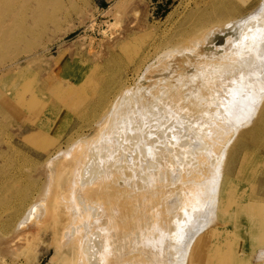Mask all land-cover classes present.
<instances>
[{"label": "rangeland", "instance_id": "obj_1", "mask_svg": "<svg viewBox=\"0 0 264 264\" xmlns=\"http://www.w3.org/2000/svg\"><path fill=\"white\" fill-rule=\"evenodd\" d=\"M226 1L0 0V45L4 46L0 64H5L0 65V264H55L52 231L46 230L43 224L50 214L42 215L39 220L33 216L37 215L38 207L28 216L25 213L39 201L43 188L53 186L62 174L66 156L63 151L76 141L92 136L102 109L122 95V91H138L125 107L118 108L124 115L131 112L143 126L152 116L158 118L155 122L163 119L168 122L167 131L171 133L174 128V134L177 129L170 123L177 118L175 113H163V107H151L153 115L150 105L145 106V100L151 94L154 97V91L158 94L166 90V83L168 87L172 85L164 83L172 73L163 72L158 68L160 62L152 61L172 43L183 38L193 40L204 35L200 33H207L213 26L192 25L203 17L210 23L214 21ZM231 2L238 6V14L232 20L236 22L251 14L261 0ZM182 27L195 35L173 36ZM228 36L215 40L214 47L213 44L205 47L206 54L211 57L224 54L223 50L216 49L224 46ZM147 52L149 59L144 61ZM150 66L154 69L148 72ZM201 89L209 101L200 102L207 97L194 89H190V96L198 94L204 107L218 112L226 106L225 95L213 100L212 91ZM198 95L194 98L198 99ZM197 99L187 101L195 105ZM140 107H143L141 111L137 109ZM193 111L184 112L185 126L182 127L201 126L205 130L214 127L210 114L206 113L202 121L200 114ZM186 116L191 120L185 119ZM217 116L220 115L217 113ZM261 117L259 114L253 119L231 148L220 193L219 226L199 240L192 253L193 264L197 259L203 260L201 264H209L210 260L213 264L212 257L227 264L230 255L233 264L264 261V117L263 121ZM194 118L197 122L193 123ZM187 121H190L188 126ZM167 131L160 136L162 139L165 136L176 139L179 133L173 136ZM182 132H186L182 139L188 141L184 142L183 150L190 152L185 154V159L182 157L183 161L188 158L199 161L201 152L195 151L196 156L188 148L194 140L191 131ZM160 137L157 139L162 140ZM171 142L168 147L177 148ZM175 148L171 149L172 154L179 151ZM169 184L172 187L168 192L176 193L175 183L169 181ZM41 202L38 204L42 205ZM40 226L39 240L33 244L30 254H25L21 248ZM227 249L232 252L224 256Z\"/></svg>", "mask_w": 264, "mask_h": 264}, {"label": "bare ground", "instance_id": "obj_2", "mask_svg": "<svg viewBox=\"0 0 264 264\" xmlns=\"http://www.w3.org/2000/svg\"><path fill=\"white\" fill-rule=\"evenodd\" d=\"M237 7L227 0L214 21L210 23L203 17L192 25L213 26L207 33H200L204 35L193 40L183 38L172 43L152 61H159L158 68L163 72L172 73L173 78L164 81L172 85L168 87L166 83V90L158 94L154 91V97L149 94L145 106L150 105L153 115L151 107H163V113H175L177 118L173 122L177 125L170 124L176 127V133H172L174 128L170 129L173 136L178 131L179 137L172 140V137H160L168 130L165 127L168 122L163 119L155 122L158 118L152 116L143 126L131 112L124 115L118 110L138 93L122 91V88V95L112 98L114 101L102 109L92 136L76 141L63 151L66 156L62 174L53 186L43 188L38 201L42 200V205L34 203L25 213L28 216L38 207L37 215L33 216L39 220L42 215L50 214L49 220L42 223L46 230L52 231L55 264H193L191 257L199 240L219 226L220 193L231 148L253 119L259 114L264 117V0L243 20L233 22L239 11ZM176 34L173 36L195 35L186 28ZM227 34L224 46L216 49L223 50L224 54L207 55L205 47L211 44L214 47V41ZM3 47L0 45V55ZM149 55H145L144 61ZM151 69L154 68L150 66L148 72ZM202 87L212 91L213 100L225 95L226 106L219 108L218 105V112L204 107L200 102L209 101V97ZM190 89L207 99L200 101L196 93L194 96L198 95V99L192 95L194 99L190 98ZM188 97L198 102L191 105ZM137 109L141 111L143 107ZM187 109L200 114L197 116L202 121L206 113L210 114L214 127L205 130L199 126L191 130L190 121L186 122L188 127H182ZM194 122H197L195 118ZM182 131H191L194 140L187 147L196 156L201 152L199 161L189 158L183 161L182 157L185 159V154L190 152L183 150L184 142L188 141L182 139L186 133ZM170 141L177 145L174 148L179 150L175 151L178 156L175 152L172 154L173 147H168ZM169 181L177 187L174 194L168 192L172 187ZM41 231L42 226L24 243L21 249L25 254H30ZM226 252L232 251L227 249L224 256ZM230 257L227 264L234 263ZM212 259H215L213 264H225L217 261V257ZM201 261L197 259L194 264Z\"/></svg>", "mask_w": 264, "mask_h": 264}]
</instances>
